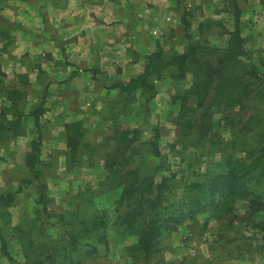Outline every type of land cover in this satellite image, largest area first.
Listing matches in <instances>:
<instances>
[{"label": "trees", "instance_id": "1", "mask_svg": "<svg viewBox=\"0 0 264 264\" xmlns=\"http://www.w3.org/2000/svg\"><path fill=\"white\" fill-rule=\"evenodd\" d=\"M225 1L235 21L234 29L225 31V46L210 42L208 30L216 26L214 20L199 24L193 36L192 14L185 10L182 24L187 43L182 51L164 49L159 44L142 72L127 83L107 86L98 127L103 129L107 123L109 133L102 142L91 141L93 133L81 121L65 124L66 156L78 164L85 156L89 166L102 157L106 171L95 187L86 184L80 193L68 195L70 203L78 207L76 212L56 210L48 184L42 180V167L53 164L41 158L44 100L27 109L28 77L22 75L17 85L5 86L0 72V97L4 99L0 107V148L23 135L28 120L34 123L35 136L26 155L31 178L23 181L34 185L36 216L18 228L28 264H81L82 255H75L81 245L90 246L88 252L95 253L94 244H107L109 221L95 200L110 194L118 195L111 203L118 211L113 224L122 236L137 237L135 249L147 262L161 251L165 238L198 216L204 215L205 222L219 221L240 201L248 203L250 213L264 211V71L246 47L242 0ZM3 22L13 25L0 18V25ZM189 74L190 83L171 97V103L179 108L174 121L177 134L169 149L181 157L189 149H202L209 155L220 153L221 158L199 172L179 194L177 173L160 175L169 170L161 149L165 131L151 121L152 101L158 94L159 81L167 77L186 81ZM47 93L46 88L42 96ZM5 96L11 101L10 107L5 106ZM149 132L151 136L146 139ZM19 192L0 196V214L14 205ZM87 201L91 215L81 218L79 209ZM1 239L8 255L7 244Z\"/></svg>", "mask_w": 264, "mask_h": 264}, {"label": "crops", "instance_id": "2", "mask_svg": "<svg viewBox=\"0 0 264 264\" xmlns=\"http://www.w3.org/2000/svg\"><path fill=\"white\" fill-rule=\"evenodd\" d=\"M221 7L233 17L225 0H0V18L16 26L0 25L1 80L9 86L20 83L22 75L28 77L26 108L42 100L46 106L42 146L67 148L65 124L81 121L94 134L107 86L127 83L142 72L159 44L169 49L178 32H184L185 10L191 11L198 32L205 14L216 16ZM241 7L243 22L259 18V12L264 19V0H242ZM172 80L162 79L158 86ZM46 88L48 93L42 96ZM162 93L158 87L152 107H160ZM5 106H11L6 96ZM33 127L28 120L25 135L1 146L5 162L15 164L16 150L23 149V159L17 163L26 165ZM59 163L63 165L62 159Z\"/></svg>", "mask_w": 264, "mask_h": 264}, {"label": "rangeland", "instance_id": "3", "mask_svg": "<svg viewBox=\"0 0 264 264\" xmlns=\"http://www.w3.org/2000/svg\"><path fill=\"white\" fill-rule=\"evenodd\" d=\"M252 6L251 4L250 8ZM223 8L225 7H221L222 10H219L216 16L210 13L205 14V21H216V26L208 30L212 35L210 42L213 45L225 46L228 39L225 31L235 27L233 17ZM259 13L261 15L259 18L242 23V31L251 57L262 66L264 71V19H262V13ZM191 34L193 36L197 34L194 25ZM172 42L169 49L182 51L187 38L183 36V33L178 32ZM188 78L186 81L172 80L166 85L158 86L164 93L158 98L160 107H152L151 117L152 123L162 126L165 131L161 139V149L169 170L160 175H170L171 171L176 172L179 194L199 172H204L221 158L220 153L209 155L202 149L199 151L189 149L184 151L181 157L174 155L169 149V143L174 141L177 134L174 121L179 108V105L171 103V97L183 91L191 81L190 74ZM158 103L154 105L158 106ZM136 112L138 113L137 110ZM105 125L103 129L98 128L91 141L102 142L103 137L109 133L108 124ZM150 136L149 132L144 137L148 139ZM41 149V158L46 162H53L51 166L46 164L42 167V180L48 184L53 206L58 211L76 212L78 207L76 203H70L68 195L80 193L86 184L95 187L105 178L106 171L102 157L97 159V164L89 166L85 163L87 159L85 156H82L79 164L73 157L69 159L66 156V148L53 150L42 146ZM16 151L13 157L15 164H8L5 162V149L0 148V157H3L0 161V196L5 197L6 194L20 190L14 205L6 209L4 214H0V264H28L22 250V237L18 228L36 216L34 185L30 186L23 181L24 178H31V172L26 165L17 163L23 159V149ZM61 159L63 165L59 163ZM9 161L12 160L9 159ZM117 197V194H110L96 198L98 207L106 211L109 221L106 228L108 243L94 244L97 246L95 253L88 252L91 250L90 246L81 245L80 250L75 253V255H82L81 264H264V211L250 213L246 201L236 203L234 210L219 221L205 222V216L202 215L194 221L181 225L177 231L163 240L161 251L147 262L143 254L135 249L137 237L122 236L120 229L113 224L118 211L111 203ZM2 201L0 198V203ZM90 215L91 209L87 201L80 207L79 216L88 218ZM59 231L62 232V229ZM1 238L7 244L8 255L4 254Z\"/></svg>", "mask_w": 264, "mask_h": 264}, {"label": "built area", "instance_id": "4", "mask_svg": "<svg viewBox=\"0 0 264 264\" xmlns=\"http://www.w3.org/2000/svg\"><path fill=\"white\" fill-rule=\"evenodd\" d=\"M154 33H156V32H154Z\"/></svg>", "mask_w": 264, "mask_h": 264}]
</instances>
